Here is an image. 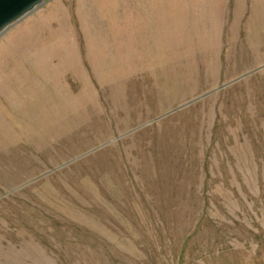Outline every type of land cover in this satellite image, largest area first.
<instances>
[{
  "label": "rangeland",
  "instance_id": "rangeland-1",
  "mask_svg": "<svg viewBox=\"0 0 264 264\" xmlns=\"http://www.w3.org/2000/svg\"><path fill=\"white\" fill-rule=\"evenodd\" d=\"M0 264H264V0H46L10 26Z\"/></svg>",
  "mask_w": 264,
  "mask_h": 264
},
{
  "label": "water",
  "instance_id": "water-1",
  "mask_svg": "<svg viewBox=\"0 0 264 264\" xmlns=\"http://www.w3.org/2000/svg\"><path fill=\"white\" fill-rule=\"evenodd\" d=\"M46 0H0V36Z\"/></svg>",
  "mask_w": 264,
  "mask_h": 264
},
{
  "label": "crops",
  "instance_id": "crops-1",
  "mask_svg": "<svg viewBox=\"0 0 264 264\" xmlns=\"http://www.w3.org/2000/svg\"><path fill=\"white\" fill-rule=\"evenodd\" d=\"M156 46V44H155ZM168 50L172 51L175 53L176 49H175V42H169V46H168Z\"/></svg>",
  "mask_w": 264,
  "mask_h": 264
}]
</instances>
